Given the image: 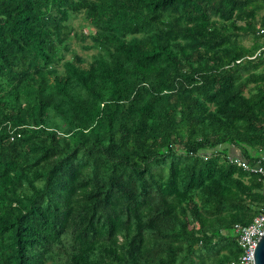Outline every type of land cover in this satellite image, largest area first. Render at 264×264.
I'll return each mask as SVG.
<instances>
[{"label":"trees","instance_id":"trees-1","mask_svg":"<svg viewBox=\"0 0 264 264\" xmlns=\"http://www.w3.org/2000/svg\"><path fill=\"white\" fill-rule=\"evenodd\" d=\"M260 28L264 0H0V264H238Z\"/></svg>","mask_w":264,"mask_h":264},{"label":"built area","instance_id":"built-area-1","mask_svg":"<svg viewBox=\"0 0 264 264\" xmlns=\"http://www.w3.org/2000/svg\"><path fill=\"white\" fill-rule=\"evenodd\" d=\"M258 33L262 36V49H264V28H260ZM13 137L14 135H12L11 138ZM228 158L230 163H235L247 171L256 172L264 176V150L250 161L235 153L229 155ZM233 232L241 248L236 262L238 264H254L253 251L259 237L264 232V205L261 211H259L249 223L243 224L238 222L234 224Z\"/></svg>","mask_w":264,"mask_h":264},{"label":"water","instance_id":"water-1","mask_svg":"<svg viewBox=\"0 0 264 264\" xmlns=\"http://www.w3.org/2000/svg\"><path fill=\"white\" fill-rule=\"evenodd\" d=\"M253 262L254 264H264V232L259 237L253 251Z\"/></svg>","mask_w":264,"mask_h":264},{"label":"rangeland","instance_id":"rangeland-1","mask_svg":"<svg viewBox=\"0 0 264 264\" xmlns=\"http://www.w3.org/2000/svg\"><path fill=\"white\" fill-rule=\"evenodd\" d=\"M77 22H78V19H75V20H74V23H77ZM246 43H247V42H246ZM76 48H77L79 51H81L80 47L76 46Z\"/></svg>","mask_w":264,"mask_h":264}]
</instances>
